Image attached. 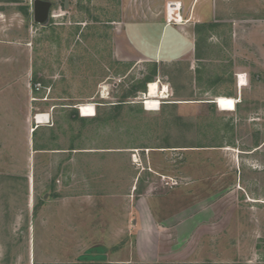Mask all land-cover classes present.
<instances>
[{"label":"rangeland","instance_id":"374dc122","mask_svg":"<svg viewBox=\"0 0 264 264\" xmlns=\"http://www.w3.org/2000/svg\"><path fill=\"white\" fill-rule=\"evenodd\" d=\"M50 1L0 0V264H264V0H220L161 65L117 42L124 0Z\"/></svg>","mask_w":264,"mask_h":264},{"label":"crops","instance_id":"0c3cea01","mask_svg":"<svg viewBox=\"0 0 264 264\" xmlns=\"http://www.w3.org/2000/svg\"><path fill=\"white\" fill-rule=\"evenodd\" d=\"M169 2L181 3V20L167 22ZM219 10L220 0H124V19L120 22L117 42L138 63L161 65L163 62L190 59L196 48L197 28L216 22ZM36 123V127L42 124ZM146 204L137 205L139 219L154 230L158 223L149 204ZM137 237H143V234L138 231Z\"/></svg>","mask_w":264,"mask_h":264},{"label":"bare ground","instance_id":"6f19581e","mask_svg":"<svg viewBox=\"0 0 264 264\" xmlns=\"http://www.w3.org/2000/svg\"><path fill=\"white\" fill-rule=\"evenodd\" d=\"M179 5H181L179 3ZM178 10L176 8H173L172 6L170 7V13L171 15H175L176 11ZM182 19V16H180ZM162 87L164 90L161 91ZM168 87V86H167ZM167 87L166 85H160V81H151L149 82L148 85V90H146V97L144 98V104L147 110H157L160 106V99L167 97L164 95V93L167 92ZM216 104L218 107L223 111H235L236 110V100L232 96H225V95H220L216 97ZM80 109V112L82 116H93L96 112L95 106L92 103H84L80 104L78 106ZM48 116L46 114H38L37 117L35 118L38 123H43L45 122V119Z\"/></svg>","mask_w":264,"mask_h":264},{"label":"water","instance_id":"95a60500","mask_svg":"<svg viewBox=\"0 0 264 264\" xmlns=\"http://www.w3.org/2000/svg\"><path fill=\"white\" fill-rule=\"evenodd\" d=\"M52 5L53 3L50 0H34V20L41 24L47 23L51 15ZM214 102H216V99Z\"/></svg>","mask_w":264,"mask_h":264},{"label":"built area","instance_id":"2783aa9c","mask_svg":"<svg viewBox=\"0 0 264 264\" xmlns=\"http://www.w3.org/2000/svg\"><path fill=\"white\" fill-rule=\"evenodd\" d=\"M180 2H169L167 4V22H177L178 20H181V17L179 16V8L181 7V5H179ZM181 4V3H180ZM176 8L178 9V12L175 13V15H171L170 11V7ZM176 11V10H174Z\"/></svg>","mask_w":264,"mask_h":264},{"label":"trees","instance_id":"16d2710c","mask_svg":"<svg viewBox=\"0 0 264 264\" xmlns=\"http://www.w3.org/2000/svg\"><path fill=\"white\" fill-rule=\"evenodd\" d=\"M154 73H156V70L154 71ZM153 80V77L152 76H146L145 79H144V87L142 89H138L139 91H146V84L145 83H148V82H151ZM136 96V95H135ZM74 116L75 117H78V112H74ZM39 126H37L38 128ZM37 128L34 129V135H36V131H37ZM36 149H40V148H36ZM90 264H101L99 262H93V263H90Z\"/></svg>","mask_w":264,"mask_h":264},{"label":"flooded vegetation","instance_id":"af4514ba","mask_svg":"<svg viewBox=\"0 0 264 264\" xmlns=\"http://www.w3.org/2000/svg\"><path fill=\"white\" fill-rule=\"evenodd\" d=\"M50 13H51V10H50Z\"/></svg>","mask_w":264,"mask_h":264}]
</instances>
